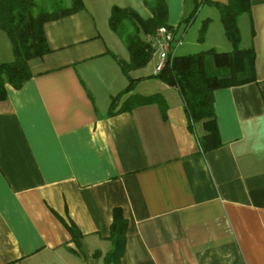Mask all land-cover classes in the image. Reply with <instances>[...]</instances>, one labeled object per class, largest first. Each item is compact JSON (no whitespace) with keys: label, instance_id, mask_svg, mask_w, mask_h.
Returning a JSON list of instances; mask_svg holds the SVG:
<instances>
[{"label":"crops","instance_id":"obj_1","mask_svg":"<svg viewBox=\"0 0 264 264\" xmlns=\"http://www.w3.org/2000/svg\"><path fill=\"white\" fill-rule=\"evenodd\" d=\"M81 1L83 10L45 24L50 53L32 60L31 78L19 90L6 86L0 102V264H106L115 209L125 243L109 264H264V0H249L237 20L239 44L246 24L240 49L252 48L255 81L213 92L220 145L207 153L187 128L178 91L153 77L154 47L129 73L134 89L116 110L159 95L164 115L149 105L109 116L128 85L116 60H129L109 11L135 7ZM166 4L179 40L171 50L190 56L179 33L194 2ZM205 20L208 32L214 19ZM154 37L143 38L154 46Z\"/></svg>","mask_w":264,"mask_h":264},{"label":"trees","instance_id":"obj_2","mask_svg":"<svg viewBox=\"0 0 264 264\" xmlns=\"http://www.w3.org/2000/svg\"><path fill=\"white\" fill-rule=\"evenodd\" d=\"M41 0H0V32L10 43L13 60L0 63V102L6 99L5 87L14 90L21 89L31 78L29 63L32 60H42L50 53L44 34V26L49 22L67 17L83 10L81 0H69V6H64L60 0H49L44 6ZM205 1L218 13L223 33L233 48L231 52L209 50L194 55H169L163 69L154 75L162 84L176 89L188 120V129L195 134L196 140L203 152L217 148L220 143L213 117V92L217 89L243 86L255 81L254 55L252 48L240 49V32L238 19L248 13L249 0H228L226 4ZM194 8L181 23L184 33L194 19L198 4L194 0ZM148 16L141 17L134 9L113 6L109 11L108 26L125 46L129 54L128 61L116 60L128 85L109 104V116L119 112L132 111L137 107L157 105L164 115V101L159 95L150 97H133V99L116 110L117 103L134 89L136 80L129 73L143 68L151 59L154 48L149 40L155 38L160 28L173 32L167 24L166 0H151L143 3ZM208 20L203 21V31ZM149 40L144 41L140 35ZM203 132V135H201ZM121 211L115 209L111 222L109 240L112 248L106 259V264L119 261L124 247L126 222ZM72 242L79 245L80 233L76 227L65 224Z\"/></svg>","mask_w":264,"mask_h":264},{"label":"rangeland","instance_id":"obj_3","mask_svg":"<svg viewBox=\"0 0 264 264\" xmlns=\"http://www.w3.org/2000/svg\"><path fill=\"white\" fill-rule=\"evenodd\" d=\"M63 2L64 6H69L70 1L69 0H60ZM145 1H151V0H132V3L135 7V12H137L141 17H147L148 13L144 5L142 4ZM40 4L44 6H48L50 4L49 0H41L39 1ZM194 2V0H193ZM196 3L198 4V11L194 17V19L190 22L191 24L187 27L186 31L183 33L182 30L180 31L179 35H183V45L180 48L181 53L183 51H187L188 54H198L200 52L209 51L212 49H209V45H213L217 47V51L219 52H225V51H232L231 44L226 40L223 33L220 32L222 30V25L220 21H218V14L215 9H208V4L203 0H196ZM195 5V4H194ZM194 8V6L192 7ZM193 10V9H192ZM206 18H212L214 19L213 23L211 24L209 31L207 30L203 31V24ZM246 24L242 23L240 24L241 28V34H242V41L239 44V48H242L243 45V39L246 38ZM181 35V36H182ZM144 36L141 34L139 38L144 40ZM222 39V41H221ZM179 41V40H177ZM7 37L0 32V63H7L13 60V56L11 53L10 43H8ZM224 42V43H223ZM175 44V43H174ZM225 46H224V45ZM176 45V44H175ZM174 46V45H173ZM180 53V51H179ZM149 68L152 69L153 63H149ZM151 71V70H149Z\"/></svg>","mask_w":264,"mask_h":264},{"label":"built area","instance_id":"obj_4","mask_svg":"<svg viewBox=\"0 0 264 264\" xmlns=\"http://www.w3.org/2000/svg\"><path fill=\"white\" fill-rule=\"evenodd\" d=\"M157 37L159 42L154 44V48L157 52V64L155 66V74L159 73L167 61L169 55H175L173 53V46L172 44L179 45V42L175 40L173 32L167 30L166 28H160L157 33Z\"/></svg>","mask_w":264,"mask_h":264}]
</instances>
